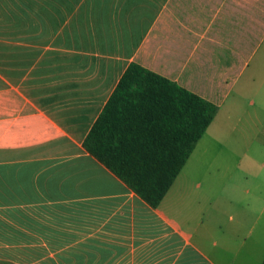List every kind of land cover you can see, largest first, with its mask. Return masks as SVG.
Masks as SVG:
<instances>
[{"label":"crops","instance_id":"0c3cea01","mask_svg":"<svg viewBox=\"0 0 264 264\" xmlns=\"http://www.w3.org/2000/svg\"><path fill=\"white\" fill-rule=\"evenodd\" d=\"M130 64L217 108L156 208L82 147ZM246 156L264 160V0H0V260L261 264Z\"/></svg>","mask_w":264,"mask_h":264},{"label":"trees","instance_id":"16d2710c","mask_svg":"<svg viewBox=\"0 0 264 264\" xmlns=\"http://www.w3.org/2000/svg\"><path fill=\"white\" fill-rule=\"evenodd\" d=\"M216 111L177 84L130 64L82 147L156 208Z\"/></svg>","mask_w":264,"mask_h":264},{"label":"rangeland","instance_id":"374dc122","mask_svg":"<svg viewBox=\"0 0 264 264\" xmlns=\"http://www.w3.org/2000/svg\"><path fill=\"white\" fill-rule=\"evenodd\" d=\"M254 158V164H260L262 162H264L263 159H261L260 157L258 158L257 156H246V157H243V161L241 163V166H244L245 164H250V158ZM225 162L226 163H229L231 162L229 160V158H227V156H225ZM243 171L239 172V173H242ZM223 173H224V170H223ZM228 174V172H227ZM226 178H228V175L226 176ZM250 179H254V180H257L259 183H261L262 179H264V170H261L257 167L254 168V170L251 172V175L249 176ZM240 191L238 192L239 194H244V191L246 189H248L251 193H253V184H246L245 182H242L240 184ZM228 189L229 190V184L227 183V185H223V191L222 193H226L225 190ZM19 258H22L24 260H34L36 259V252H23V254H21V256ZM0 264H16V263H13L11 261H3V260H0Z\"/></svg>","mask_w":264,"mask_h":264}]
</instances>
